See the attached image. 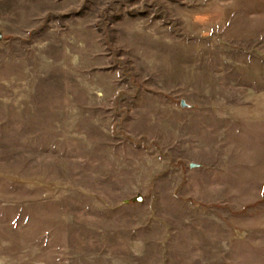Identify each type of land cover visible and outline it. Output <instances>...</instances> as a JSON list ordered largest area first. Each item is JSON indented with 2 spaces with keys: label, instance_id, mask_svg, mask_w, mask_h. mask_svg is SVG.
Here are the masks:
<instances>
[{
  "label": "rangeland",
  "instance_id": "374dc122",
  "mask_svg": "<svg viewBox=\"0 0 264 264\" xmlns=\"http://www.w3.org/2000/svg\"><path fill=\"white\" fill-rule=\"evenodd\" d=\"M0 264H264V0H0Z\"/></svg>",
  "mask_w": 264,
  "mask_h": 264
},
{
  "label": "water",
  "instance_id": "95a60500",
  "mask_svg": "<svg viewBox=\"0 0 264 264\" xmlns=\"http://www.w3.org/2000/svg\"><path fill=\"white\" fill-rule=\"evenodd\" d=\"M182 106H184V102H182Z\"/></svg>",
  "mask_w": 264,
  "mask_h": 264
}]
</instances>
